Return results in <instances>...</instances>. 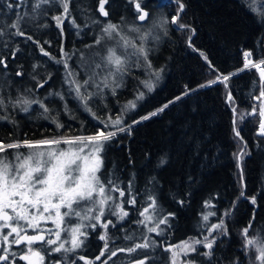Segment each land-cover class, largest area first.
Wrapping results in <instances>:
<instances>
[{
    "label": "trees",
    "instance_id": "1",
    "mask_svg": "<svg viewBox=\"0 0 264 264\" xmlns=\"http://www.w3.org/2000/svg\"><path fill=\"white\" fill-rule=\"evenodd\" d=\"M74 1L70 2L71 5L69 4L73 15L78 17L79 11V14H83L81 18H73L76 20L75 24L79 22L77 24L79 27L83 25L85 27V24L89 22L88 16L87 21L85 20L84 9H90L93 18L100 20L95 22L93 19L94 22L91 23L92 26L90 25L92 28L86 25L84 31L80 30L86 36L82 32L79 36L77 28H73L74 30L70 29L72 34H75L73 38L65 22L60 31L56 30L53 23L50 24L53 17L51 14H59L56 11L59 3L56 7L49 4L48 9L47 5L45 7L41 5V10L39 8L37 12H33L32 6L35 0H32L31 4L24 3L23 6L22 2L10 0L13 5H19L18 8L12 9L7 8L6 3L0 1V19L6 23L4 25L10 28L17 16L23 17L21 29L28 34L15 39L14 43H9L8 46L5 40L2 42L5 48H0V57L6 60L7 67L0 65V72L7 70L9 80L0 79V95H4L5 99L9 96L15 99L19 93V86L16 83L25 84L22 86L23 89L28 86L29 90L21 89L23 95L32 100L34 98L31 94H36L35 97L38 100L52 109L47 115L57 116L65 125L63 129H57L51 119L44 118L43 110L38 104L31 105L29 112L25 114L20 112L19 108L13 109L9 106L6 111L0 110V116L6 115L15 119L16 125L0 120V139H5V142L11 139L23 140L25 136L33 139L80 132L91 134L103 128L98 120L83 110L79 101L74 98L75 94H70L67 89L69 86H64L62 77L59 75L61 71L58 63L59 50L63 47L66 54H71L73 65L71 68L79 72L78 78L83 80L86 76L79 67L82 63L81 53H84L85 59H90L94 52H103L106 45L94 46L92 49H86L85 45L93 44L92 40L101 33L100 30L105 23L107 24L110 20L117 24L118 21V24L128 26L141 22L136 19L134 6L128 4L127 0H110V4L107 5L110 14L104 21V17L100 18L98 11L94 10L97 0H78L77 3L76 0ZM146 2L150 5L149 11L152 16L149 21L143 23L145 28L152 19L167 16L170 20L171 15H175L177 6L172 0H146ZM185 3L187 8L181 17V23L191 25L195 33L192 34L188 30L180 29L177 25L169 24L168 35L165 36L163 31H159V41L148 42L152 49L149 58L154 69H162L160 79L155 82L154 90L147 94L145 100L138 102L137 108L124 113L122 121L131 126V132H118L105 144L102 153L104 166L101 170L103 180L118 178V185L126 193L124 197H119L117 192H113L112 195L115 198L118 196L116 202L125 201L124 208L128 216L119 220L106 212L107 214L102 217V221L113 222L107 229L111 235L109 236L110 249L131 247L134 243L140 242L141 238L137 239L135 235L131 241L125 240L124 237L131 235L127 232L134 234L139 227L144 226L137 221L141 218L139 213L146 206L149 194L156 198L158 211L162 216L168 213H175V215L169 218L167 226L161 225L165 229L162 236L147 232L152 240L156 241L155 247L138 249L136 253H117V256L112 257L111 260L107 258L106 262L109 264L116 262V264H130L131 261L141 259L144 255L152 258L146 264H168L169 253L164 251L165 245L178 244L189 237L203 238L208 235L206 228L213 223H218L221 217L225 221L229 234L218 235L213 257L206 259L200 256L198 253H202L205 249L202 245H197L198 253L190 254L189 258H195L198 264H232L233 261L243 264L239 261L244 255L243 248L239 247L241 242L243 243L239 228L246 226L255 214L251 232L264 231V137L261 138L255 133L257 116L247 117L241 125V136L247 142L246 151L249 153L242 161L243 191L245 197H256L254 205L247 198L237 199L241 191V181L233 153L238 151L242 144L233 134L232 105L226 102V94L231 91L240 111H250L256 103L250 94L259 95L257 70L253 68L239 73L236 70L243 66L242 51L244 50L253 51L255 60L264 57V22L249 11L245 0H185ZM89 4L92 5L91 8ZM26 6L31 7V10ZM119 8L122 9L119 10ZM53 9L56 10L53 11ZM38 10L43 13L42 17ZM115 12H118V16ZM34 13L40 17V20L42 19L37 23L40 22V25L44 23L43 27L35 24V27L30 29L28 21ZM47 17L48 19H45ZM121 17H124L126 21L122 22ZM52 26L55 29H52ZM94 26L96 27L93 28ZM91 29L93 32H90ZM87 30L91 33L90 36ZM124 30L127 32L126 29ZM97 31L98 33H94ZM130 35L135 36V33ZM189 35L192 36L191 46L188 42ZM29 36L31 39H28ZM32 39L35 40L30 42ZM41 48L48 53L49 59L39 57V53H43ZM14 50H16L15 56L12 55ZM201 53H204L208 59L205 60ZM36 57L40 61L45 60L42 70H38L40 61L34 63ZM34 65L37 68L32 71L31 67ZM17 72H22L23 75L17 76ZM131 72L132 75L125 77L123 87L117 89L115 95H112L110 89H105L103 98L99 95L92 98L89 106L98 116L114 118L121 112L127 101L134 99L138 88L144 90L139 81L147 78L146 70L132 67ZM229 73L236 74L230 77L227 89L222 82L203 88L198 87L218 75ZM45 78L47 84L37 89L35 83ZM188 89H194V91H188ZM89 91L94 92L96 89L90 87ZM57 92L63 93L64 100L50 95ZM184 92H187V95H181ZM44 93L46 97L42 98ZM177 96H181V99L175 100ZM170 100L174 102L163 112L133 124L134 120H140V117L155 111ZM65 104L70 112L65 111ZM72 116L76 119H72ZM108 130L113 129L110 126ZM10 133L11 136H9ZM21 151L24 152L27 149H21ZM9 155H12L11 150ZM162 158L166 160L163 165L160 164ZM129 182H131V196L136 197L135 204L126 203L131 198L127 191ZM206 200L211 201V205L207 208L204 203ZM228 210L231 214L226 216L225 212ZM206 212H215L216 215L210 216L209 220L204 222L202 215ZM201 224H204V228H201ZM148 226L154 225L148 222ZM86 230L89 233L93 231L86 240V258L92 260L93 264H102L100 259H95L104 247V242L98 239L101 227L97 225L96 229L88 227ZM107 252L110 255V251L105 253ZM57 255L59 254L50 253L47 264L63 258ZM66 255L70 257L71 254ZM75 257L76 254L71 258ZM83 262L76 260V264Z\"/></svg>",
    "mask_w": 264,
    "mask_h": 264
},
{
    "label": "snow or ice",
    "instance_id": "2",
    "mask_svg": "<svg viewBox=\"0 0 264 264\" xmlns=\"http://www.w3.org/2000/svg\"><path fill=\"white\" fill-rule=\"evenodd\" d=\"M57 2L60 4L62 12L53 16L52 19L56 22V26L61 28L64 17L70 15V0H57ZM172 2L177 7L175 15H171L170 20L167 16L155 18L152 19L151 25L145 28L143 23L149 21L152 16L149 11L150 5L146 0H127L128 4L134 6L136 19L141 23L128 25L126 32L122 24L112 23L109 20L102 27L101 33L96 36L93 44L85 45L86 49L106 45L104 51L94 52L90 59H85L84 53H81L82 63L79 67L86 76L83 80L78 79L79 72L73 70L68 64L67 60L71 57H67L61 47V55L67 57L63 63L66 70L65 83L69 85V92L75 94L74 98L79 101L84 111L103 125L102 129H97L91 134L70 133L43 139H28L26 136L23 140L11 139L9 142L0 139V264H17V261H22L24 264H47L50 253H72L75 256L77 250L86 244L89 235L86 229L88 227L96 229L97 225L104 229L98 237L104 242V247L100 250V255L95 257L96 260H99L106 251H110L109 260H111L112 257L117 256V253H136L138 249H149L156 246V241L144 234L143 242L134 243L131 247H119L114 250L109 248L110 237L107 229L113 222L111 220L102 221V217L106 212H110L117 219L123 220L128 216V212L124 208L125 201L110 203L116 199L112 195L113 192L119 193V197H124L126 193L118 185V178H110L107 181L101 178V170L104 166L102 153L105 144L111 141L118 132H131V126L122 121L124 113L137 108L138 102L145 100L147 94L154 90L155 82L160 79L162 69H154L149 58L152 49L148 42L150 40L159 41V31H163L165 36L168 35L169 24L177 25L180 29L188 30L192 34L195 33V29L191 25L181 23V17L187 8L185 0H172ZM51 3L53 0H35L32 10L35 12L41 5ZM245 3L249 11L264 22V0H245ZM109 4L110 0H98L97 10L101 16H109L110 13L106 8ZM6 7L12 9L13 7L18 8L19 5L9 2ZM23 19V17L17 16V19L11 23L10 27L16 29L13 35H25L21 29ZM124 19L121 17L122 22ZM72 23L75 25V20ZM131 33H135V36L130 35ZM3 34V29H0V35ZM28 39L31 37L29 36ZM191 40L192 36L189 35V46H191ZM40 50L48 55L43 48ZM12 55H16V50ZM201 56L205 60L208 59L204 53H201ZM243 60V66L236 70L237 73L254 68L259 74V95L250 94L256 103L253 104L250 111H240L231 91L226 94V102L232 105L233 134L242 144L239 150L233 153L241 181V191L237 199L247 198L255 205L256 197H245L243 191L242 161L244 156L249 153L246 151L247 142L241 136V125L247 117L258 116L257 136L264 137V57L255 60L253 51L246 50L243 52ZM0 65L7 67L6 60L2 57H0ZM209 66H211L210 62ZM132 67L146 70L147 78L139 81L144 90L138 88L134 99L127 101L121 112L114 118L98 116L89 106L92 98L97 95L103 98L105 89H110L112 95H115L116 90L123 87L125 77L132 75ZM235 74L218 75L215 80H209L198 87L203 88L222 82L227 89V82ZM16 75L21 76L23 73L17 72ZM37 86L40 87L42 84ZM90 87L95 88L96 91H89ZM188 91H194V89H188ZM50 95L58 96L64 100L63 93H50ZM181 95H187V92ZM179 99L181 96L175 97V100ZM173 102L172 100L168 101L162 107L140 117V120H134L133 124L158 115ZM32 104H38L43 110L44 118L51 119L57 129L65 127L57 116L49 117L47 115L52 109L41 100H30L23 94L15 99L11 96L7 99L0 96V110L6 111L11 106L13 109L19 108L27 113ZM64 108L66 112H70L67 104L64 105ZM72 119H76V117L72 116ZM0 120L16 125L15 119L6 115L0 116ZM110 126L113 130H108ZM83 127L82 122L81 128L83 129ZM11 135L10 133L9 136ZM61 145H67V147H61ZM21 149H27V152L25 153ZM10 150L12 151L11 156L9 155ZM165 163L166 160L162 158L160 164ZM127 191L131 198L126 203L135 204L136 197L131 196V182H129ZM204 203L206 208L211 205V201L206 200ZM233 205H235V201H233ZM230 214V210L225 212L226 216ZM139 215L143 219L138 220V224L144 225L147 232H154L162 236L165 229L161 225L167 226L169 218L173 217L175 213L162 216L158 211L156 198L149 194L147 204ZM215 215V212H206L202 215V220L207 222L210 216ZM73 217L77 222L73 223ZM254 218L255 214L253 219L249 220L248 224L241 229L242 247L248 264H264V231L258 232L256 235H249ZM85 220L95 221V223L86 225L83 223ZM48 222L51 223V227L46 226ZM148 222L154 226H148ZM201 228H204V224H201ZM206 231L208 235L203 238L189 237L178 244L165 245L164 251L169 253L168 264H198L197 260L189 258L190 254L198 253L197 245H202L205 249L202 253H198L200 256L206 259L212 258L218 235L227 236L229 233L222 217L219 218L218 223L207 227ZM124 239L131 241L133 236L126 235ZM13 246L16 248L14 249ZM77 259L84 261V264H93L92 260L83 255L71 259L64 255L62 259L54 260L52 264H76ZM151 259L144 255L143 258L133 261L132 264H146ZM232 264H237V261H233Z\"/></svg>",
    "mask_w": 264,
    "mask_h": 264
},
{
    "label": "rangeland",
    "instance_id": "3",
    "mask_svg": "<svg viewBox=\"0 0 264 264\" xmlns=\"http://www.w3.org/2000/svg\"><path fill=\"white\" fill-rule=\"evenodd\" d=\"M15 1H18L19 3L20 2H22L23 4H22V6L24 5V3L26 4V2L28 1V0H15ZM30 1V0H29ZM55 1V2H54ZM31 2V1H30ZM54 3V4H53ZM53 3H51V5L53 4V7H56V5H55V3H58L57 2V0H53ZM97 3H98V1H96V4H95V10H97L96 9V6H97ZM28 4H29V2H28ZM31 4V3H30ZM60 8H61V6H59ZM58 7V9L56 10L57 12H59V14L62 12V8L60 9ZM106 8H107V6H106ZM48 9V8H47ZM86 10V9H85ZM44 11V10H43ZM42 11V12H43ZM70 11H71V9H70ZM77 11H79V10H77ZM87 11H88V13H91V10L90 9H88V10H86V13L84 14V16L85 17H91V19L90 18H87L88 19V21H90V20H92V21H90L89 22V24L87 23V25H92L91 23L92 22H94L93 21V17L91 16V14L89 15L88 13H87ZM98 11V10H97ZM39 13H40V17H41V15H42V13L40 12V11H38ZM52 13V12H51ZM50 13V14H51ZM80 13V11L79 12H77V16L79 15V17H83V14H79ZM75 14V13H74ZM72 15V16H71ZM100 15V14H99ZM53 16H54V14H53ZM75 17V15H73V13H72V11H71V13H70V15H68V16H65L64 17V20L65 21H63V23L65 22L68 26H67V28H69V33H70V35L72 36V37H75L74 35H72V33H71V31H70V29H73V28H77L78 30L77 31H79L78 33H79V36H80V34H81V32H80V29H79V26L77 27L76 25L77 24H73L72 23V21H73V18ZM101 16V15H100ZM27 17H29V15H27ZM40 17H38V15L36 14V13H34L33 15H31V20L30 21H28V24H29V27H30V29L32 28V27H35V24H37V26L39 25L40 27L42 26L43 27V25L44 24H42V25H40L39 23H37V21H39L40 20ZM68 17V18H67ZM103 17V16H102ZM72 19V20H71ZM1 21H0V29H3V32H4V34L3 35H0V48H5V46H4V44L2 43L4 40H5V44H6V46H8V44L9 43H11V44H13L14 43V40L15 39H17V38H19V37H21V36H19V35H13V31H16V29H13V28H7V26L6 25H4V24H6L2 19H0ZM67 21V22H66ZM70 21V22H69ZM53 22V25H55L54 27L56 28V30L57 31H60V29L61 28H58L57 26H56V22L52 19L51 20V23ZM69 23H70V26H69ZM151 23L152 22H150V24L148 25V27L151 25ZM73 24V25H72ZM124 27V29H126L127 30V25H124L123 26ZM84 28H86V24H85V27ZM84 28H82V29H84ZM24 33H25V35H28L25 31H24ZM27 37V36H26ZM12 40V41H11ZM35 39H32L30 42H33ZM94 40H95V38H94ZM70 42V41H69ZM110 43V42H109ZM106 47V46H105ZM105 47H104V49H105ZM104 49L102 50V51H104ZM244 51H246V50H244ZM243 51V52H244ZM93 52V51H92ZM243 52H242V54H243ZM59 54H60V57H59V59H58V63H59V65H60V67H61V71L59 72V75L62 77V80H63V83H64V86L65 87H67V86H69L68 84H66L65 83V78H66V70H65V67H64V63H63V60L64 59H66L67 57H71V54H67V57H64V56H62L61 55V51L59 50ZM39 57H43V58H50L48 55H45L44 53H39ZM52 59V58H51ZM56 59V58H55ZM36 61H34V63H38L39 61H40V59L38 58V57H36V59H35ZM53 60V59H52ZM41 63H39V68H38V70H42L43 68H44V63H45V60L44 59H41V61H40ZM67 62H68V64L71 66V67H73V65H72V60H71V58L70 59H68L67 60ZM54 63H56V62H54ZM244 63V62H243ZM36 65V64H35ZM38 65V64H37ZM242 67V66H241ZM35 68H37L36 66L34 67V66H32L31 67V70L33 71ZM258 73V72H257ZM258 76H259V74H258ZM0 79H5V80H9L8 79V76H7V70H5V71H3L2 70V72H0ZM78 79H80V80H82V78H78ZM216 79V77L215 78H213V79H211V80H215ZM42 82V83H41ZM18 86H19V93L17 94V96H19L20 94H23L22 92H21V89L24 91H28L29 90V88H28V86H25L24 87V89H23V87L22 86H24V85H21V83L19 82V83H16ZM36 88L37 89H41V87L42 86H45V84H47V79L45 78V80H41V81H37L36 83ZM38 84H42V86H40V87H38L37 85ZM8 85V84H7ZM16 87V86H15ZM67 89L69 90V88L67 87ZM31 94V93H30ZM46 94L44 93L43 95H42V98L44 97H46L45 96ZM1 96V95H0ZM8 96V95H7ZM25 96V95H24ZM31 96H32V98H34V99H32V100H38L35 96H36V94H34V93H32L31 94ZM3 97H5L4 95H3ZM26 97V96H25ZM32 105H34V104H32ZM20 110V109H19ZM20 112H22L23 114H25V112H23V111H21L20 110ZM257 121L259 122V117L257 116ZM258 122H257V127H258ZM256 130H257V128H256ZM256 130H255V133L257 134V132H256ZM70 134V133H69ZM79 134H86V133H82V132H80ZM79 134H77V135H79ZM58 135H68V134H58ZM49 137V136H48ZM43 138H46V136H41V137H37V138H33V139H43ZM261 138H263V137H261ZM61 147H64V148H66L67 147V145H61ZM25 153L27 152V151H24ZM118 196H119V194H118ZM118 196L116 197V199L114 200V201H112V202H110V203H116V200L118 199ZM113 211L115 210V209H112ZM108 213V215L110 216L111 214H110V212H107ZM107 213H105V214H107ZM140 219H143L142 217L140 218ZM72 221H73V223H75V222H77L76 221V218L75 217H73L72 218ZM83 223H85L86 225L87 224H90V223H95V221H91V220H85V221H83ZM46 226H48V227H51V223L50 222H48V224L46 225ZM245 227V226H244ZM243 226H241L240 228H239V230L241 231V229H243L244 228ZM31 231V230H30ZM104 231V229H102L101 228V230H100V232H99V235L102 233ZM93 231H91L90 233H92ZM108 232V231H107ZM89 233V232H88ZM89 233V234H90ZM127 233H131V235L133 236V235H135V238H141L139 241L140 242H143V240H142V237H143V235L144 234H147V229L145 228V226H141V227H139V229L138 230H136L135 232H134V234H132V232H127ZM258 233V232H257ZM256 232H251V230H250V232H249V235H256L257 234ZM126 234V233H125ZM148 236H149V234H147ZM108 236H111L110 235V232H108ZM150 237V236H149ZM152 239V238H151ZM243 239V238H242ZM139 242V243H140ZM86 244H87V241H86ZM86 244H85V246L83 247V248H81V249H79V250H77V252L75 253L76 254V257H78V256H80V255H83V256H87V254H86V250H87V247H86ZM242 245H243V243L241 242V244H240V248L242 249L243 247H242ZM14 247V249L16 248V246H13ZM238 247V248H239ZM51 254H53V253H51ZM71 255H70V257L69 258H71L72 256H74V255H72V253H70ZM66 255V254H65ZM98 255H100V254H98ZM58 256H61V257H64V253L62 254V253H60ZM103 256H105V259H102V258H104V257H100V262H102V264L104 263V262H106V260H107V258H109V252H107V253H105ZM240 262H243V264H248V260H247V258H246V256H245V254L243 255V258H241L240 260H239ZM17 264H24V262H22V261H17ZM130 264H132V261H131V263Z\"/></svg>",
    "mask_w": 264,
    "mask_h": 264
},
{
    "label": "bare ground",
    "instance_id": "4",
    "mask_svg": "<svg viewBox=\"0 0 264 264\" xmlns=\"http://www.w3.org/2000/svg\"><path fill=\"white\" fill-rule=\"evenodd\" d=\"M30 1L32 2V0H30ZM30 1L28 0V1L26 2V4H28V2H29V4H30ZM71 1H74V0H71ZM71 1H70V2H71ZM77 1H78V0H76V3H77ZM90 1H91V0H90ZM90 1H89V2H90ZM94 1H95V0H94ZM97 1H98V0H97ZM54 2H55V1H54ZM74 2H75V1H74ZM74 2H73V3H74ZM32 3H33V2H32ZM78 3H79V2H78ZM86 3L88 4L87 1H86ZM53 4H54V3H53ZM53 4H52V5H53ZM56 4H57V3H55V5H56ZM69 4H70V3H69ZM83 4H84V2H83ZM83 4H82V5H83ZM95 4H96V3H95ZM58 5L60 6V4H58ZM70 5H71V4H70ZM75 5H76V4H75ZM89 5H90V8H91L92 5H91V4H89ZM29 6H30V5H29ZM29 6H26V7H29ZM48 6H49V5H47V8H49ZM72 6H73V5H72ZM77 6H78L77 8L79 9V5H77ZM80 6H81V5H80ZM83 6H85V4H84ZM44 7H45V5H44ZM57 7H58V6H57ZM81 7H82V6H81ZM87 7H88V6H87ZM113 7H115V6H113ZM113 7H111V8H113ZM42 8H43V6H42ZM59 8H60V7H59ZM72 8H74V7H72ZM77 8H76V9H77ZM84 8H85V7H84ZM88 8H89V7H88ZM94 8H95V7H94ZM29 9L31 10V7H29ZM29 9H27V10H29ZM60 9H61V8H60ZM70 9H71V7H70ZM121 9H122V8H121ZM121 9L119 8V10H121ZM40 10H41V8H40ZM51 10H52V9H51ZM55 10H56V9H53V11H55ZM58 10H59V9H58ZM72 10H73V9H72ZM80 10H82V9L80 8ZM84 10H85V9H84ZM94 10H95V9H94ZM108 10H109V8H108ZM38 11H39V10H38ZM48 11H49V10H48ZM82 11H83V10H82ZM82 11H81V12H82ZM85 11H86V10H85ZM85 11H84V12H85ZM96 11H97V10H96ZM114 11H116V10L114 9ZM36 12H37V11H36ZM40 12H41V11H40ZM50 12H51V11H50ZM48 13H49V12H48ZM70 13H71V11H70ZM74 13L76 14V12H74ZM87 13H88V11H87ZM98 13H99V12H98ZM115 13H116V12H115ZM115 13H114V15H115ZM117 13H118V12H117ZM117 13H116V14H117ZM42 14H43V13H42ZM56 14H57V13H56ZM88 14L90 15V14H92V12H91V13H88ZM93 14H94V11H93ZM95 14L97 15V12H96ZM52 15H53V13L51 14V16H52ZM58 15H59V14H58ZM112 15H113V13H112ZM47 16H48V14H47ZM54 16H55V15H54ZM71 16H72V15H71ZM75 16H76V15H75ZM91 16H92V15H91ZM99 16H100V15H99ZM117 16H118V14H117ZM117 16H116V17H117ZM41 17H42V16H41ZM45 17H46V15H45ZM73 17H74V16H73ZM78 17H79V15H78ZM78 17H74V19H76V18H78ZM92 17H93V16H92ZM97 17H98V16H97ZM97 17H96V18H97ZM111 17H113V16H111ZM67 18H68V17H67ZM80 18H81V17H80ZM86 18H87V17H85V20H86ZM88 18L91 19V17H88ZM100 18H101V16H100ZM118 18H119V17H118ZM45 19H48V17L45 18ZM45 19H44V20H45ZM83 19H84V18H83ZM83 19H82V20H83ZM93 19L95 20V18H93ZM104 19H106V18L104 17V18H103V21H104ZM112 19H113V18H112ZM41 20H42V19H41ZM41 20H40V21H41ZM49 20H50V19H49ZM71 20H72V19H71ZM85 20H84V21H85ZM113 20H114V19H113ZM115 20H116V19H115ZM120 20H121V19H120ZM124 20H125V19H124ZM64 21H65V20H64ZM80 21H81V20H80ZM86 21H87V20H86ZM90 21H92V20H90ZM90 21H89V22H90ZM96 21H100V20L97 19V20H95V22H96ZM103 21H102V23H103ZM125 21H126V20H125ZM42 22H43V21H42ZM66 22H67V21H66ZM69 22H70V21H69ZM75 22H76V20H75ZM89 22H88V24H89ZM106 22H107V21H106ZM119 22H120V21H119ZM39 23H40V22H39ZM45 23H47V22H45ZM52 23H53V22H52ZM52 23H51V21H50V24H52ZM80 23H81V22H80ZM84 23H85V22H84ZM84 23H83V24H84ZM102 23H101V24H102ZM114 23H115V22H114ZM126 23H127V22H126ZM43 24H44V23H43ZM65 24H66V23H65ZM77 24H79V22H78ZM83 24H82V25H83ZM105 24H106V23H105ZM117 24H118V21H117ZM121 24H122V23H121ZM123 24H124V23H123ZM44 25H45V24H44ZM48 25H49V24H48ZM72 25H73V24H72ZM86 25H87V24H86ZM93 25H96V24H93ZM54 26H55V25H54ZM67 26H68V25H67ZM69 26H70V23H69ZM77 26H79V25H77ZM80 26H81V25H80ZM91 26H92V25H91ZM91 26L89 25V27H91ZM41 27H42V26H41ZM46 27H47V26H46ZM46 27H44V29H45ZM48 27H49V26H48ZM95 27H96V26H94L93 28H95ZM98 27H99V26H97V28H98ZM53 28H54V27L52 26V29H53ZM63 28H65V27L63 26ZM80 28H81V29H80ZM82 28H84V25H83L82 27H79L80 30L84 31L85 28H84V29H82ZM87 28H88V27H87ZM91 28H92V27H91ZM97 28H96V29H97ZM48 29H50V28H48ZM48 29H47V30H48ZM54 29H55V28H54ZM67 29H68V28H67ZM67 29H66V30H67ZM88 29H89V28H88ZM66 30H65V31H66ZM73 30H74V29H73ZM77 30H78V29H77ZM89 30H90V29H89ZM99 30H100V28H99ZM99 30H98V31H99ZM70 31H71V30H70ZM82 31H81V32H82ZM94 31H95V29H94ZM98 31H97V32H94V33H98ZM100 31H101V30H100ZM100 31H99V32H100ZM76 32H77V31H76ZM78 32H79V31H78ZM87 32H88V30H87ZM90 32H93V29H91ZM90 32H88L89 36H90V34H91ZM66 33H68V32L66 31ZM71 33H73V32H71ZM83 33H84V32H82V34H83ZM64 34H65V33H64ZM77 34H79V33H77ZM72 35L75 36V34H72ZM83 35L86 36L85 33H84ZM96 35H97V34H96ZM89 36H88V38H89ZM68 37H69V36H68ZM68 37H67V38H68ZM76 37H77V36H76ZM92 37H93V36H92ZM73 38H74V37H73ZM86 38H87V37H86ZM67 40H68V39H67ZM72 40H73V39H72ZM90 41H91V40H90ZM92 41H94V39H93ZM68 42H69V40H68ZM65 44H66V43H65ZM100 47H101V46H100ZM102 47H103V46H102ZM242 52H243V51H242ZM257 76H258V74H257ZM255 102H256V101H255ZM256 127H257V126H256ZM255 135H256V134H255ZM164 236H165V235H164ZM160 238H161V237H160ZM168 238H169V237H168ZM164 241H165V240H164ZM169 241H170V240H169ZM163 244H164V243H163ZM170 244H171V243H170ZM174 244H175V243H174ZM159 245H160V244H159ZM238 252H239V251H238ZM58 254H60V253H58ZM62 254H63V253H62ZM240 254H241V253H240ZM57 256H58V255H57ZM103 257H105V256H103ZM194 259H195V258H194ZM106 261H107V260H106ZM107 263H108V262H107ZM113 263H115V262H113ZM116 263H117V262H116ZM116 263H115V264H116ZM108 264H109V263H108ZM120 264H121V263H120Z\"/></svg>",
    "mask_w": 264,
    "mask_h": 264
},
{
    "label": "flooded vegetation",
    "instance_id": "5",
    "mask_svg": "<svg viewBox=\"0 0 264 264\" xmlns=\"http://www.w3.org/2000/svg\"><path fill=\"white\" fill-rule=\"evenodd\" d=\"M0 1H3V2H5L6 4L10 2V0H0ZM82 262H83V261H82ZM82 264H84V262H83Z\"/></svg>",
    "mask_w": 264,
    "mask_h": 264
},
{
    "label": "water",
    "instance_id": "6",
    "mask_svg": "<svg viewBox=\"0 0 264 264\" xmlns=\"http://www.w3.org/2000/svg\"><path fill=\"white\" fill-rule=\"evenodd\" d=\"M96 9H98V3H97V6H96ZM256 132H257V130H256Z\"/></svg>",
    "mask_w": 264,
    "mask_h": 264
},
{
    "label": "built area",
    "instance_id": "7",
    "mask_svg": "<svg viewBox=\"0 0 264 264\" xmlns=\"http://www.w3.org/2000/svg\"><path fill=\"white\" fill-rule=\"evenodd\" d=\"M243 57V56H242ZM243 62H244V60H243Z\"/></svg>",
    "mask_w": 264,
    "mask_h": 264
}]
</instances>
